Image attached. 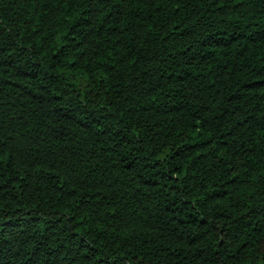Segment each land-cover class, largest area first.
<instances>
[{
  "label": "trees",
  "instance_id": "obj_1",
  "mask_svg": "<svg viewBox=\"0 0 264 264\" xmlns=\"http://www.w3.org/2000/svg\"><path fill=\"white\" fill-rule=\"evenodd\" d=\"M0 264H264V0H0Z\"/></svg>",
  "mask_w": 264,
  "mask_h": 264
}]
</instances>
